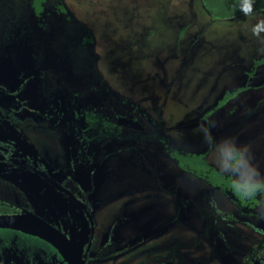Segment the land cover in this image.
<instances>
[{"label": "flooded vegetation", "instance_id": "1", "mask_svg": "<svg viewBox=\"0 0 264 264\" xmlns=\"http://www.w3.org/2000/svg\"><path fill=\"white\" fill-rule=\"evenodd\" d=\"M8 3L0 15L11 21L0 44V264H264V193L246 199L181 163L204 152L219 169L213 143L190 150L174 135H194L206 106L173 124L161 99L150 104L130 89L115 91L109 59L100 65L96 35L66 0H0ZM194 11L180 27L202 23ZM242 61H234L243 70L237 80L262 78L264 59L248 70ZM246 88L226 90L216 108ZM228 92L236 93L225 99ZM123 167L142 182L117 204L121 192L110 194L108 184L119 182ZM215 191L237 209H221ZM193 208L201 227L189 220ZM184 230L195 235L191 247L177 241Z\"/></svg>", "mask_w": 264, "mask_h": 264}, {"label": "rangeland", "instance_id": "2", "mask_svg": "<svg viewBox=\"0 0 264 264\" xmlns=\"http://www.w3.org/2000/svg\"><path fill=\"white\" fill-rule=\"evenodd\" d=\"M66 2L73 11H78L82 21L88 25L87 29L96 35V47L101 53L100 65L103 66L109 59V67L115 72V76L108 73V77L114 84L116 92L130 89L134 92L131 93L132 98L140 96L143 101H149L150 104L161 99L162 105L165 104V112L172 116L170 120L173 124H177L178 120L182 119L181 116L184 117L182 120L192 116L195 110L198 111V106H206L199 114L200 122L191 131L194 135L187 134V138H184L185 133L180 136L181 134L174 132L179 144L186 149L205 151L210 150L213 143L212 156L214 160L216 158L218 162L223 163L222 140L231 138L238 146L250 148L254 155V163L264 175V73L261 79L244 83L235 76L237 72L238 75L243 74V70L234 62L243 58L242 64L248 70L252 60L264 59V54L258 51L261 47L260 38L255 37L251 31L253 25L264 20V11L253 13L251 17L243 15L213 21L201 0H66ZM13 6L14 3L0 5V15L10 11ZM191 6L195 10L194 14L197 12L199 21L200 17L202 18V23H196L192 28L189 26L190 23H184L182 28L180 24L185 19H191L192 14L189 13ZM9 23L10 16L0 18V44L5 42L3 32ZM261 38H264V33H261ZM141 40L143 43L139 44ZM137 45L143 48V52L139 53L142 57L135 53ZM241 86L248 88L223 106L216 108L226 90L231 88L235 90ZM120 94L128 99L127 92ZM210 110L213 111L204 117ZM192 117L197 118L198 114ZM200 125L208 128L213 138L212 143L205 141V132L199 130ZM127 169L124 167L120 169L119 182L108 184L109 190L112 191L110 194L121 192L120 196H115L114 202L117 204H122L128 198V194L124 192L125 188L142 182V177L135 176L133 167L128 171ZM234 171L237 178L242 180L251 174V169L243 165ZM118 175L119 172L116 171V177ZM183 176V183L186 184L188 178L186 174ZM128 178L132 181L129 182ZM148 178H145L144 182L149 181L150 177ZM149 185L148 190L151 191L153 189L151 181ZM162 196L157 194L155 203L162 202ZM212 197L217 199L221 209H237L231 197L224 193L215 191ZM160 205L156 204L157 211L161 210ZM112 207L107 205L102 208L99 212L101 219L108 217ZM200 213L201 211L196 208L189 213V220L196 227H201L205 221L200 217ZM182 226L191 230L189 225ZM237 226L241 227L242 224L237 223ZM239 230L244 231L241 228ZM190 234L195 236L184 230L183 236L179 234L176 236L177 241L191 247L193 243ZM253 238H248V243Z\"/></svg>", "mask_w": 264, "mask_h": 264}, {"label": "clouds", "instance_id": "3", "mask_svg": "<svg viewBox=\"0 0 264 264\" xmlns=\"http://www.w3.org/2000/svg\"><path fill=\"white\" fill-rule=\"evenodd\" d=\"M240 11L246 16L251 17L254 12V0H241ZM252 34L260 38L261 47L258 51L264 54V38H261V33H264V20L252 26ZM200 131L205 132L207 143H212V135L208 128L204 125L199 126ZM222 157L223 163L218 162L215 158V163L218 168L225 174L233 176L234 189L238 191L246 199H253L258 193H264V175H262L260 168L254 163V155L248 146H238L231 138L222 140ZM251 169V174L243 180L238 179L235 171L241 166ZM259 177V179H256ZM261 207H264L262 205ZM260 219H264V213H259Z\"/></svg>", "mask_w": 264, "mask_h": 264}, {"label": "trees", "instance_id": "4", "mask_svg": "<svg viewBox=\"0 0 264 264\" xmlns=\"http://www.w3.org/2000/svg\"><path fill=\"white\" fill-rule=\"evenodd\" d=\"M205 11L213 20H226L244 14L240 11L241 0H201ZM264 11V0H254V12ZM236 92H228L225 99L232 97ZM224 103V100H222ZM181 163L189 165L197 172L207 176L214 184H220L222 187H230L237 195L242 196L238 191L234 189L233 176L227 175L216 169L212 164L208 163L204 159V152L194 155H185L181 157Z\"/></svg>", "mask_w": 264, "mask_h": 264}]
</instances>
